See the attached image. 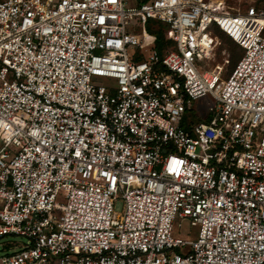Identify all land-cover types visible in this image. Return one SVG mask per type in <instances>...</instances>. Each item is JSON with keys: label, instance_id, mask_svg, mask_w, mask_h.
I'll return each mask as SVG.
<instances>
[{"label": "built area", "instance_id": "2783aa9c", "mask_svg": "<svg viewBox=\"0 0 264 264\" xmlns=\"http://www.w3.org/2000/svg\"><path fill=\"white\" fill-rule=\"evenodd\" d=\"M214 27L243 50L231 70L200 71ZM178 219L196 232L174 237ZM8 234L26 243L0 264H264V8L0 0Z\"/></svg>", "mask_w": 264, "mask_h": 264}, {"label": "rangeland", "instance_id": "374dc122", "mask_svg": "<svg viewBox=\"0 0 264 264\" xmlns=\"http://www.w3.org/2000/svg\"><path fill=\"white\" fill-rule=\"evenodd\" d=\"M224 1L225 5L228 6L230 9H240L244 10L249 5H253L257 8H264V0H222ZM147 31H151L150 29V21L145 26ZM127 31L131 32H140L141 30L136 26L127 29ZM214 34L218 37V46L215 50V55L209 61L208 66H203L200 71H203L204 68L211 69L210 65L213 66L217 63H221L224 57H228L229 63L225 66V70H230L232 68L236 56L239 57L243 50L231 39H229L226 35L222 34L218 30L215 31ZM132 47L128 46V50L130 51ZM243 54V53H242ZM197 64H202L200 61H197ZM93 81L97 83H112L113 81L104 78V77H93ZM213 104V100L210 95H205L198 99L192 100L189 106V114L188 117L193 121H196L198 117L201 115L203 116L208 112V108ZM197 230L196 227H193L189 224L188 220L186 219H178L173 222V232L172 235L174 237H182L188 238L192 233H195ZM18 244L21 247L23 244L26 243V239L22 236L8 234L0 238V256L9 253L12 250L11 244ZM11 248V249H9Z\"/></svg>", "mask_w": 264, "mask_h": 264}, {"label": "trees", "instance_id": "16d2710c", "mask_svg": "<svg viewBox=\"0 0 264 264\" xmlns=\"http://www.w3.org/2000/svg\"><path fill=\"white\" fill-rule=\"evenodd\" d=\"M214 29H215V31L216 30H218L219 32H221L222 34H224V35H226L224 32H222L219 28H216V27H214ZM213 29V30H214ZM150 32H152V33H154V34H156V47L158 48V50L160 51L161 50V32L160 31H153V30H151ZM227 36V35H226ZM228 37V36H227ZM229 38V37H228ZM230 39V38H229ZM232 40V39H231ZM233 41V40H232ZM237 44V43H236ZM238 45V44H237ZM239 46V45H238ZM240 47V46H239ZM241 48V47H240ZM241 50H242V48H241ZM243 53V52H242ZM242 53H241V55H242ZM240 55V56H241ZM240 56L239 57H237L236 56V58H235V60H234V62H232V64H233V66H232V68L235 66V64L237 63V61H238V59L240 58ZM230 62V61H229ZM232 68H230V70L232 69Z\"/></svg>", "mask_w": 264, "mask_h": 264}]
</instances>
